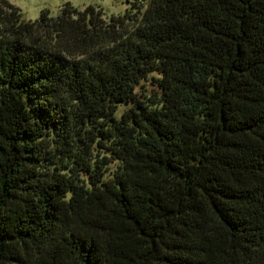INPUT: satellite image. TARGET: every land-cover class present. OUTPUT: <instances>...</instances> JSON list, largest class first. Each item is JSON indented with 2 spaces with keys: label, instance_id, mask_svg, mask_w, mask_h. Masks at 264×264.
<instances>
[{
  "label": "trees",
  "instance_id": "1",
  "mask_svg": "<svg viewBox=\"0 0 264 264\" xmlns=\"http://www.w3.org/2000/svg\"><path fill=\"white\" fill-rule=\"evenodd\" d=\"M0 264H264V0H0Z\"/></svg>",
  "mask_w": 264,
  "mask_h": 264
},
{
  "label": "rangeland",
  "instance_id": "2",
  "mask_svg": "<svg viewBox=\"0 0 264 264\" xmlns=\"http://www.w3.org/2000/svg\"><path fill=\"white\" fill-rule=\"evenodd\" d=\"M16 5L22 12L24 19L35 20L40 16L44 9H49L53 15H56L60 7L67 1L75 7L84 9L90 5L103 9L105 16L123 14L130 4L135 0H8ZM145 88L151 91L152 85L144 83L139 87L140 91ZM123 110V109H121Z\"/></svg>",
  "mask_w": 264,
  "mask_h": 264
}]
</instances>
